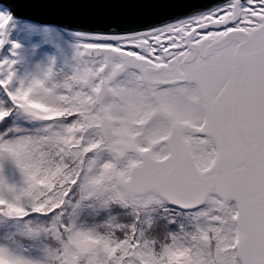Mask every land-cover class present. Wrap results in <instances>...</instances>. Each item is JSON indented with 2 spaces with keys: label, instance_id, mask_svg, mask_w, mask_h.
Segmentation results:
<instances>
[{
  "label": "snow or ice",
  "instance_id": "6c2138e0",
  "mask_svg": "<svg viewBox=\"0 0 264 264\" xmlns=\"http://www.w3.org/2000/svg\"><path fill=\"white\" fill-rule=\"evenodd\" d=\"M16 3L0 264H264V0L96 28Z\"/></svg>",
  "mask_w": 264,
  "mask_h": 264
},
{
  "label": "water",
  "instance_id": "95a60500",
  "mask_svg": "<svg viewBox=\"0 0 264 264\" xmlns=\"http://www.w3.org/2000/svg\"><path fill=\"white\" fill-rule=\"evenodd\" d=\"M212 0H17L25 16L88 28L123 21L125 27L156 23L166 17L204 10ZM105 22L99 24L97 22Z\"/></svg>",
  "mask_w": 264,
  "mask_h": 264
}]
</instances>
